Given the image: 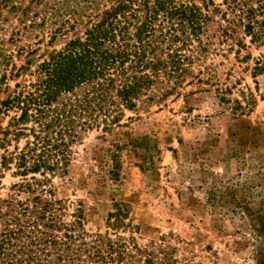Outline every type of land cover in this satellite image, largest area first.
Masks as SVG:
<instances>
[{"label":"rangeland","instance_id":"374dc122","mask_svg":"<svg viewBox=\"0 0 264 264\" xmlns=\"http://www.w3.org/2000/svg\"><path fill=\"white\" fill-rule=\"evenodd\" d=\"M98 3L109 8L112 0ZM214 3L226 12L224 0ZM86 6L83 0H0V44L17 67L29 51L37 50L30 58L41 62L46 52L83 36L97 7ZM212 11L210 5L216 37L196 66L200 82L161 103L144 97L112 132L85 133L72 148L68 173L47 187L70 212L82 205L88 233L117 232L154 250L156 260L140 257L137 264H264V73L253 74L264 46L251 45L242 27L222 38L229 25ZM32 80L13 78L0 101ZM20 182L7 172L0 199ZM116 205L128 210L129 227L113 231L109 215Z\"/></svg>","mask_w":264,"mask_h":264},{"label":"trees","instance_id":"16d2710c","mask_svg":"<svg viewBox=\"0 0 264 264\" xmlns=\"http://www.w3.org/2000/svg\"><path fill=\"white\" fill-rule=\"evenodd\" d=\"M98 1L83 0L88 10L97 6L83 36L46 52L41 62L30 58L37 50L29 51L28 60L17 67L0 44V94L10 90L7 83L13 78H33L17 83L0 101V179L9 171L21 178L13 194L0 199V264L156 260L154 250L132 236L88 233L82 205L70 212L47 187L68 173L72 148L85 133L112 132L144 97V103H161L200 82L196 66L216 37L210 31V5L229 25L222 38H233L235 28L242 27L251 45L264 46V0H224L226 12L214 0H202V5L195 0H112L109 8ZM238 45L246 48L241 41ZM253 71L264 73V61H257ZM111 176L119 177L116 156ZM128 214L116 205L109 215L111 229L129 227L124 224Z\"/></svg>","mask_w":264,"mask_h":264}]
</instances>
